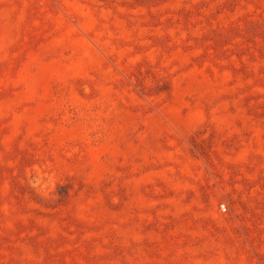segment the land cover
I'll list each match as a JSON object with an SVG mask.
<instances>
[{"label": "rangeland", "instance_id": "374dc122", "mask_svg": "<svg viewBox=\"0 0 264 264\" xmlns=\"http://www.w3.org/2000/svg\"><path fill=\"white\" fill-rule=\"evenodd\" d=\"M0 264H264V0H0Z\"/></svg>", "mask_w": 264, "mask_h": 264}]
</instances>
